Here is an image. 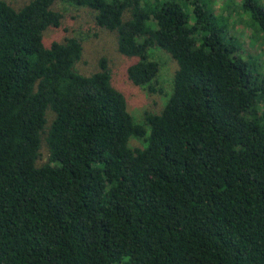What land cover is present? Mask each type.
<instances>
[{"label":"trees","instance_id":"obj_1","mask_svg":"<svg viewBox=\"0 0 264 264\" xmlns=\"http://www.w3.org/2000/svg\"><path fill=\"white\" fill-rule=\"evenodd\" d=\"M212 1L0 0V264H264V76ZM239 1L264 37V0ZM56 3L115 34L135 87L170 56L159 114L135 120L104 58L80 73L78 39L48 43Z\"/></svg>","mask_w":264,"mask_h":264},{"label":"rangeland","instance_id":"obj_2","mask_svg":"<svg viewBox=\"0 0 264 264\" xmlns=\"http://www.w3.org/2000/svg\"><path fill=\"white\" fill-rule=\"evenodd\" d=\"M9 4L18 8L29 0H7ZM234 1V0H233ZM235 10L228 8L229 0H213L212 10L222 14L227 21V38L234 40L239 46L240 56L249 61L254 72L261 78L264 76V37L255 33L249 24L248 16L238 9L240 1L235 0ZM54 11L62 15L60 27L45 31V39L64 41L66 38H76L82 45V55L77 69L82 74L98 71V61L106 60L112 73V83L127 101V110L137 122H142L144 113L159 114L163 109L171 90L172 75L176 70L175 62L163 51H155L153 59L160 67L156 79L155 93H148L145 89L133 86L126 77V61L117 52L115 34L99 28L94 21V13L86 8H78L64 3H56ZM132 140V141H131ZM131 141V142H130ZM131 146L139 147V141L130 139Z\"/></svg>","mask_w":264,"mask_h":264}]
</instances>
